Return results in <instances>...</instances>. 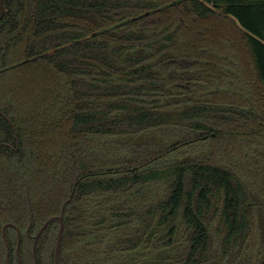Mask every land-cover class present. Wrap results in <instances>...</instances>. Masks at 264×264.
Instances as JSON below:
<instances>
[{"label":"trees","instance_id":"trees-1","mask_svg":"<svg viewBox=\"0 0 264 264\" xmlns=\"http://www.w3.org/2000/svg\"><path fill=\"white\" fill-rule=\"evenodd\" d=\"M5 1L0 75L24 65L26 74L40 69L43 78L39 112L28 119L19 91L16 95L12 82L0 77V109L19 136L17 144L12 126L0 114V264H7L5 224L20 228L22 261L33 264L34 235L65 203L61 264H76L71 251L77 264H140L143 258L133 257L139 249L170 248L182 225L189 235L178 264H221L240 252L254 234L256 205L228 167L213 161L155 166L162 149L132 159L100 157L90 146L99 137L166 125L219 135L230 132L222 120L241 116L249 120L245 135L264 131V119L253 128L256 121L245 108L251 101L212 97L232 89L225 87L231 74L224 53L239 72V78L232 77L236 82L247 75L264 92V0ZM147 11L154 19L144 16ZM189 17L197 22L194 27ZM225 21L242 42L232 52L214 46L228 40L222 27L214 26ZM187 30L192 36L207 35L208 41L184 40ZM200 64L220 68V76L207 75ZM176 147L168 146L163 157ZM108 166L109 171L103 170ZM147 166L152 167L141 170ZM147 183H166L168 194L149 201L145 192H132L125 206L95 199L107 193L120 194V199ZM27 189L34 210L29 231ZM59 225L54 220L41 235L38 264H54ZM7 235L11 264H20L16 227L8 226Z\"/></svg>","mask_w":264,"mask_h":264},{"label":"rangeland","instance_id":"rangeland-1","mask_svg":"<svg viewBox=\"0 0 264 264\" xmlns=\"http://www.w3.org/2000/svg\"><path fill=\"white\" fill-rule=\"evenodd\" d=\"M147 12L148 13H145L144 16H150L152 18L150 11ZM188 21L193 27L197 24L193 18L191 19L189 17ZM229 23L227 24V21H225L221 24H214V26L217 28L222 27V31L228 35L227 41L214 42V46H225L230 49V52H232L234 48L242 45V42L241 40L237 39L239 37L238 34L234 32V27L228 26L226 29L227 25H232L231 22ZM207 25L208 24H204L202 27L207 29V27H205ZM214 32L219 33L220 31L215 29ZM182 33H184L183 39H186V41L189 40L190 36L194 40V42H192H196V44H198V42L201 43L204 39L205 41H208L207 35L196 34V32H193L194 35L192 36V33H190L189 30L183 31ZM233 40H235L234 45ZM184 43L185 42L183 41V47H185L186 44ZM218 43L221 45H218ZM229 55L230 54H228V56ZM231 59L232 58L226 56V62L234 65V61ZM200 65L201 68L206 69L207 75L214 73L216 76H220V68L214 67L213 65ZM25 69L26 67L24 65L18 66L14 69H5L0 77L6 76L7 79H9V82H12L11 84L16 88L14 91L16 95L17 90L19 91V99L22 102V106L26 108L25 117L32 119L34 115L38 114L41 105V97L39 100L37 92H41V80L43 78V73L40 69H38L26 74ZM226 70L228 71V69ZM247 77L248 76L245 75V77L238 82L232 78V83L227 84L225 87H231L233 89H223V91L214 93L212 97L214 99L232 100L234 102H238L239 100H245L244 102H246L248 100L247 104L251 101L252 105L249 106L248 104L245 108H248V111L252 112L254 118H251L250 120L256 121L253 125V128H256L258 127L257 124L259 123L257 120L260 119L263 121L264 119V92L262 91V88L260 87L257 80L249 77L252 81L250 83L248 82L250 80H248ZM234 82L236 83L233 84ZM254 82L257 83L253 84ZM252 107L255 108L256 113ZM230 114L232 116V113ZM257 114L260 116L257 117ZM222 121L224 124V129L230 132L217 135L214 131L200 133V131L195 129L189 130V128L186 129L166 125L156 129H148L143 133H138L135 135L129 134L102 139L99 137L94 139L90 148L93 153L100 157L105 155L116 158H147L150 154L160 149H162V154V152L168 146L175 145V142L178 139L184 138V136L193 138L203 136V134H208L206 137L198 139L193 143L177 146L175 149L170 151L171 153L168 154V156L162 157L154 164L155 166H158L161 163L163 165H172L189 161H213L217 164L226 166L231 171L235 172L244 182L252 202L256 205L254 207L253 215L254 234L240 252L235 251L231 257L229 256L226 260L222 261L221 264H261L264 259V131H261L259 135H245V131H247L250 127L248 125L249 120L244 116L238 117L234 121L230 119ZM239 131L241 132L238 133ZM141 143L145 144L138 146V144ZM151 167L147 166L141 170L144 171L151 169ZM103 170L109 171L110 166L103 167ZM110 174L112 173H107L106 175ZM141 188H143V190H133L128 194L126 193L120 199H117L120 194L112 193L98 194L95 199L100 202L103 201L104 205L106 201H110L109 204L111 206H125V203H128L129 201L123 202V200L128 198L132 192L135 193V195L141 196L144 194L143 192H145V197L147 199L149 198V201L163 198L168 194L166 183H147L146 185H141L139 189ZM188 235L189 232L186 231L185 226L182 225L179 227V230L175 235V241L170 248H155L151 245L145 249L142 248L143 250L139 249L138 253H135L133 257L137 258L136 254L140 255L143 258L141 259L140 264H178V259L185 252ZM69 256L72 260V263L77 264L80 262L73 251H71ZM131 259L133 258H130V260ZM113 263L114 262L111 261L107 264Z\"/></svg>","mask_w":264,"mask_h":264},{"label":"water","instance_id":"water-1","mask_svg":"<svg viewBox=\"0 0 264 264\" xmlns=\"http://www.w3.org/2000/svg\"><path fill=\"white\" fill-rule=\"evenodd\" d=\"M6 2L5 0H0V21L4 18L5 14H6ZM148 12H146L147 14ZM139 16L137 17H133L132 20L137 19ZM1 72V70H0ZM0 114L10 123V125L12 126L14 132H15V136H16V140L19 144V136H18V131L17 128L14 124V122L12 121V119L4 112L0 109ZM7 145H9L7 143ZM27 195H28V202H29V208H30V223L29 226L27 228V231H29L32 227L33 224V220H34V210H33V206H32V200H31V196H30V192L29 189H27ZM73 196V193L70 194V197L68 198L67 201H70L71 198ZM65 206L66 203L63 205L62 209H61V213L59 215H54L51 216L50 218H48L44 224L40 227V229L38 230V232L34 235V242H33V255H34V263L33 264H38L39 263V258H38V252H37V247H38V242L39 239L41 237V235L44 233V231L46 230V228L49 226V224L51 222H53L54 220H58L60 225H59V230H58V234H57V239H56V244H55V249H54V264H61L60 263V257H61V250H62V240H63V235H64V230H65V220H64V214H65ZM13 225L16 227L17 232H18V242H17V256H18V261L20 264H24L21 258V254H20V247H21V241H22V234H21V230L18 226H16L13 223H7L3 226L2 228V234L6 243V261L7 264H11V248H10V243H9V238L7 235V228L8 226Z\"/></svg>","mask_w":264,"mask_h":264},{"label":"flooded vegetation","instance_id":"flooded-vegetation-1","mask_svg":"<svg viewBox=\"0 0 264 264\" xmlns=\"http://www.w3.org/2000/svg\"><path fill=\"white\" fill-rule=\"evenodd\" d=\"M6 2V1H5ZM6 9H7V7H6ZM7 11V10H6ZM227 57H229V58H232V56L230 57V55L228 56V54L227 53H224L223 54V61L225 62L226 61V56ZM231 60H233V59H231ZM26 61H28V60H26ZM224 66H225V68L226 69H228V71L230 72V74L231 75H227L226 76V78L228 79V81H229V83H232V77H234V78H239L240 77V75H239V72H238V70L233 66V65H231V64H229V63H227V62H225V64H224ZM189 82H187V84H188ZM199 83V82H198ZM236 82H234L233 84H235ZM233 89V88H232ZM17 128V127H16ZM192 130H194V129H192ZM147 131V130H146ZM145 132V131H144ZM140 133H143V132H140ZM200 133H205V132H201L200 131ZM138 134V133H137ZM127 135H129V134H127ZM130 135H134V134H130ZM206 135H208V134H203V136H198V137H193V138H188L187 140H182V139H186L188 136H184V138H182V139H178L175 143V145H177V146H179V145H184V144H188V143H193L194 141H196L197 140V138H204V137H206ZM17 144H18V142H17ZM179 144V145H178ZM175 151V150H174ZM167 153V155L168 154H170L169 152H166ZM166 153H164V154H166ZM166 155V156H167ZM161 157H163V155L161 154L160 155Z\"/></svg>","mask_w":264,"mask_h":264}]
</instances>
